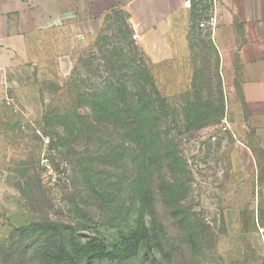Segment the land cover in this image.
<instances>
[{"label": "rangeland", "instance_id": "obj_1", "mask_svg": "<svg viewBox=\"0 0 264 264\" xmlns=\"http://www.w3.org/2000/svg\"><path fill=\"white\" fill-rule=\"evenodd\" d=\"M208 4L194 1L187 48L167 59L135 36L132 12H73L19 41L0 95V264H53L40 223L112 250L138 219L140 172L151 240L90 264H264V112L244 102L241 65L224 71ZM100 97L148 112L142 133L93 115Z\"/></svg>", "mask_w": 264, "mask_h": 264}, {"label": "crops", "instance_id": "obj_2", "mask_svg": "<svg viewBox=\"0 0 264 264\" xmlns=\"http://www.w3.org/2000/svg\"><path fill=\"white\" fill-rule=\"evenodd\" d=\"M194 1L0 0V95L17 44L24 36L39 33L46 19L52 28L61 26L63 19L71 20L73 12H86V18L89 12H132L129 16L136 19L131 23L140 26L133 29L135 36L151 56L167 59L175 50L187 48ZM207 1L206 9L218 16L213 19L212 41L224 71L241 65L244 102L251 112H264V0Z\"/></svg>", "mask_w": 264, "mask_h": 264}, {"label": "trees", "instance_id": "obj_3", "mask_svg": "<svg viewBox=\"0 0 264 264\" xmlns=\"http://www.w3.org/2000/svg\"><path fill=\"white\" fill-rule=\"evenodd\" d=\"M98 104L101 105V108L93 111V115L107 117L113 127H117L116 124L122 123L121 120H123L126 124L122 125L124 128H121L125 131L124 135L126 137L130 135V132L137 135L142 133L141 131L145 126L142 115H148V112L137 110L132 115V111L118 109L115 106L109 107L107 105L108 101L101 97L98 100ZM139 142H142L143 149L136 156L137 160L143 159L144 146L148 143L145 137L142 141H135V143ZM136 145L139 146L140 144ZM169 187L172 188L171 186ZM130 194L132 195V203L139 206V216L135 226L130 228L128 233H121L117 243L112 246V250H108L102 241L78 242L74 237H68L62 226L56 223H40L35 224L33 230L37 239H55L54 248L47 251V253L45 252L43 254L44 257L53 264H82L83 260L90 264L94 260L124 261L136 256L140 252L142 244L150 241L152 231H155V228L148 226L145 220L146 208L149 207L154 195L151 189L146 186V180L142 172L133 181ZM179 213L180 210L174 211L176 217H180ZM180 219L184 223L185 218L181 217Z\"/></svg>", "mask_w": 264, "mask_h": 264}, {"label": "built area", "instance_id": "obj_4", "mask_svg": "<svg viewBox=\"0 0 264 264\" xmlns=\"http://www.w3.org/2000/svg\"><path fill=\"white\" fill-rule=\"evenodd\" d=\"M204 26H205V23H204V24L202 23V24L200 25V27H204Z\"/></svg>", "mask_w": 264, "mask_h": 264}]
</instances>
